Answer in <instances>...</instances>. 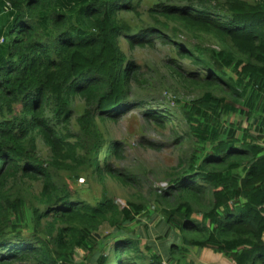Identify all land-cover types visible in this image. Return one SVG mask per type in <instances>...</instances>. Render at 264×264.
I'll list each match as a JSON object with an SVG mask.
<instances>
[{"label":"trees","instance_id":"obj_1","mask_svg":"<svg viewBox=\"0 0 264 264\" xmlns=\"http://www.w3.org/2000/svg\"><path fill=\"white\" fill-rule=\"evenodd\" d=\"M123 41L169 46L164 65L199 95L173 101L177 142L192 146L167 187L152 190L155 203L121 207L105 192L84 196L79 182L141 181L120 167L123 144L103 145L97 127L154 69ZM131 107L173 124L170 105ZM155 211L158 244H142L141 219ZM193 250L264 264V0H0V264H198Z\"/></svg>","mask_w":264,"mask_h":264},{"label":"rangeland","instance_id":"obj_2","mask_svg":"<svg viewBox=\"0 0 264 264\" xmlns=\"http://www.w3.org/2000/svg\"><path fill=\"white\" fill-rule=\"evenodd\" d=\"M226 0H216L220 4H224ZM250 1V0H241ZM153 0H145V4H150ZM126 20L132 26H137L140 19L129 13L124 15ZM160 46V44H159ZM158 47V46H157ZM124 52L132 57L137 63L143 66H152L154 69L142 68L141 84L132 87L131 97L128 100V108L124 112L117 114H107L103 117H97V127L104 135L103 145L113 141H119L125 149V158L120 163V167L125 173L134 174L141 179L138 188L124 187L121 183L114 179H108L105 183L95 180L90 184H84L85 178H81L79 187H85L84 196L90 198L101 197L102 194L108 193L122 207L125 206L127 200L136 202L155 203L152 195V190H162L167 187L168 177L174 172V168L179 162V157L191 152V144L185 142L182 145L177 142V135L172 130L176 128L182 131L179 126L180 119L177 115L174 116L175 110L173 101L175 97L192 98L198 96V92L182 90L173 77L170 70L163 62L164 56L169 62V46H164V49L156 48H134L130 49L126 41L122 42ZM167 50V51H166ZM145 102L153 108L159 106H168L170 109L169 117L173 119V124L168 127H159L156 123L149 121L144 115L146 107H131L133 102ZM78 102L76 103V106ZM227 114V113H225ZM232 122L236 121L247 125V120L241 114H231L228 119ZM176 126V127H175ZM102 145V143H101ZM39 153L43 159H50V149L45 144L42 138L38 141ZM109 151V150H108ZM107 150H101V158H104V153ZM34 192H39L41 186L39 183L31 185ZM149 206V205H148ZM152 221L148 218H142L141 222L146 224L152 232V238L147 235L146 225H140L138 228L142 232V244L151 241L158 244L155 239L154 228L159 222L160 212L155 211ZM153 240H156L155 242ZM83 253H80L82 256ZM191 258L198 264H234L229 258L222 254L215 253L211 250H193Z\"/></svg>","mask_w":264,"mask_h":264},{"label":"built area","instance_id":"obj_3","mask_svg":"<svg viewBox=\"0 0 264 264\" xmlns=\"http://www.w3.org/2000/svg\"><path fill=\"white\" fill-rule=\"evenodd\" d=\"M2 40H3V39H2ZM2 40H1V41H2Z\"/></svg>","mask_w":264,"mask_h":264}]
</instances>
